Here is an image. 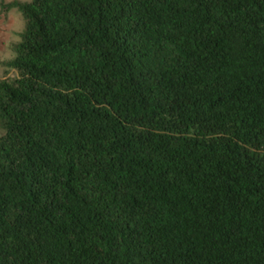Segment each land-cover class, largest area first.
<instances>
[{
    "label": "trees",
    "instance_id": "trees-1",
    "mask_svg": "<svg viewBox=\"0 0 264 264\" xmlns=\"http://www.w3.org/2000/svg\"><path fill=\"white\" fill-rule=\"evenodd\" d=\"M15 3L0 264H264V0Z\"/></svg>",
    "mask_w": 264,
    "mask_h": 264
},
{
    "label": "clouds",
    "instance_id": "clouds-1",
    "mask_svg": "<svg viewBox=\"0 0 264 264\" xmlns=\"http://www.w3.org/2000/svg\"><path fill=\"white\" fill-rule=\"evenodd\" d=\"M0 15L6 18L3 39H0V81L12 83L21 79L15 61L18 49L23 43L28 21L23 9L15 0H0Z\"/></svg>",
    "mask_w": 264,
    "mask_h": 264
},
{
    "label": "rangeland",
    "instance_id": "rangeland-1",
    "mask_svg": "<svg viewBox=\"0 0 264 264\" xmlns=\"http://www.w3.org/2000/svg\"><path fill=\"white\" fill-rule=\"evenodd\" d=\"M21 1H29V0H21ZM5 22H6V18L0 15V39H3V35L5 31V28H4ZM8 22L10 23V21Z\"/></svg>",
    "mask_w": 264,
    "mask_h": 264
}]
</instances>
